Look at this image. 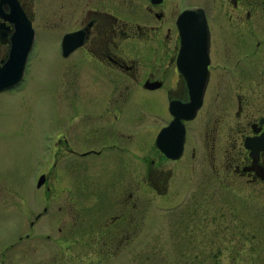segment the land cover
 Listing matches in <instances>:
<instances>
[{"label":"flooded vegetation","instance_id":"flooded-vegetation-1","mask_svg":"<svg viewBox=\"0 0 264 264\" xmlns=\"http://www.w3.org/2000/svg\"><path fill=\"white\" fill-rule=\"evenodd\" d=\"M179 1L0 0V75L15 78L0 88V95L23 88L33 56L60 58L52 103L62 117L45 135L47 172L58 160L62 173L99 172L90 185L96 184L101 207L91 220L95 234L115 240L112 246H99L101 252L123 244L129 248L143 224L148 206L134 190L151 188L161 197L176 198L188 188L189 232L199 228L209 242L218 236L225 248L236 250L230 258H253L257 264L264 231L258 235L239 218L235 227L217 228L211 222L222 220L225 210L237 214L233 199L228 202L222 190L239 196L243 210L264 201V0H215L213 12L205 0L181 9ZM191 6L204 9L209 29L208 56L200 61L180 57L176 19ZM20 9L34 35L17 45ZM40 28L57 33L41 43L42 53L36 50L44 39L37 36ZM246 38L252 59L245 63ZM22 49L26 57L19 77ZM199 90L193 115L172 123L173 110L192 112ZM42 173L48 183L49 174ZM86 186L83 178L80 188ZM35 221H29L31 228ZM58 232L56 246L67 251V231L59 226ZM34 235L19 233L14 243ZM209 253L204 254L207 260L213 257Z\"/></svg>","mask_w":264,"mask_h":264},{"label":"rangeland","instance_id":"rangeland-1","mask_svg":"<svg viewBox=\"0 0 264 264\" xmlns=\"http://www.w3.org/2000/svg\"><path fill=\"white\" fill-rule=\"evenodd\" d=\"M195 1L199 0H180L178 9ZM204 3L209 12H213L217 2L205 0ZM39 30L37 36L44 39L38 41L36 50L42 53L46 48L41 43L51 37V33L52 36L57 33ZM245 42L249 44L245 48L246 63L252 59V44L249 38ZM59 66L60 58L35 55L29 62V79L23 88L16 93L0 95V264H255L253 258L252 262L248 258L241 261L230 258L231 255L237 256L236 250L231 246L225 248L218 236L209 242L208 236H203L199 228L189 232L186 226L188 188L183 189L177 199L171 195L161 197L151 188L134 190V195L145 201L148 208L143 224L132 235L131 246L125 248L123 244L114 252L112 247L100 251L102 247L99 246H112L115 240L95 234L96 223L91 220L101 207L96 184L90 185L99 172L81 174L69 170L62 173V160L47 172L45 135L62 117L59 107L52 103ZM41 172L49 174V181L37 187L36 180ZM83 178L87 186L81 189ZM46 183L50 187L47 190ZM221 196L228 202L233 199V212L237 214L225 210L224 218L212 221V226L220 228L229 224V227H235L238 224L235 220L239 218L245 222V228L258 229V235H261L264 231V201L252 208L247 204L243 210L239 207V196L226 190L221 191ZM46 200L49 203L47 212L35 221V214L42 211ZM176 201L179 203L174 204ZM83 203H89V207L81 209L79 206ZM138 216L140 218V212ZM198 218L195 220L200 221ZM31 219L35 221L32 228L29 225ZM202 221L203 224L209 222ZM59 226L68 233L67 241L71 247L67 251L55 243V239L61 236ZM26 232L35 235L32 239L19 241V244L14 243L19 233ZM104 240H107L105 244ZM260 242V246L264 245L263 237ZM262 248L259 249L261 254L255 258L257 264H264ZM79 250H82V256L75 254ZM207 252L213 256L211 260L205 259Z\"/></svg>","mask_w":264,"mask_h":264},{"label":"water","instance_id":"water-1","mask_svg":"<svg viewBox=\"0 0 264 264\" xmlns=\"http://www.w3.org/2000/svg\"><path fill=\"white\" fill-rule=\"evenodd\" d=\"M20 14V23H18V28L16 32V38L19 39L17 45H22V39L26 38L27 43L31 41L33 38V29L30 26V23L26 18L24 17V14L22 10L19 11ZM177 26L179 28V33L181 36V50H180V57L186 56V57H196L199 61L206 56H208V43H209V29L207 24V18L204 12V9L202 7H188L185 8L180 12V14L177 17ZM196 49L194 52L193 49ZM22 53L20 54L19 58V77L22 74L25 57H26V50L22 49ZM11 67V62L10 66ZM3 78L4 80H0V88L6 85H9L10 83H13L15 81V78L12 77V75H8L6 72L4 75H0V79ZM14 80V81H13ZM202 90H199L197 92V101L194 103V105H190V108L192 109V112L189 115H182L179 114L176 110H173L175 113V119L172 123L179 122V118L181 117H191L195 111V109L200 105V97H201ZM172 123L170 124L167 129L171 128ZM168 129V130H169ZM168 130H164L160 135L165 134L168 132ZM182 134V130H181ZM159 135V136H160ZM182 143V140L180 138L179 147ZM179 153V152H178ZM176 153L175 155H178ZM44 182V175H41L37 185L40 186Z\"/></svg>","mask_w":264,"mask_h":264}]
</instances>
